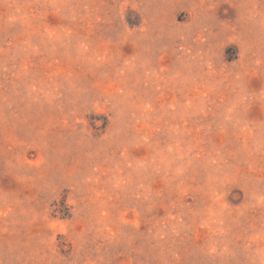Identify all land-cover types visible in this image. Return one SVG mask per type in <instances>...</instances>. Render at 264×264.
<instances>
[{
  "label": "rangeland",
  "instance_id": "rangeland-1",
  "mask_svg": "<svg viewBox=\"0 0 264 264\" xmlns=\"http://www.w3.org/2000/svg\"><path fill=\"white\" fill-rule=\"evenodd\" d=\"M0 264H264V0H0Z\"/></svg>",
  "mask_w": 264,
  "mask_h": 264
}]
</instances>
